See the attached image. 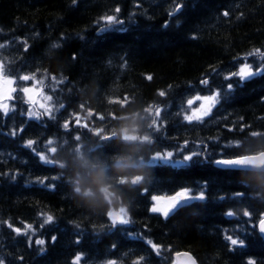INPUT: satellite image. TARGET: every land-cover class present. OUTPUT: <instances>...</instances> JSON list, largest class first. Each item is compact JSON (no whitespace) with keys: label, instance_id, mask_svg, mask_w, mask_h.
<instances>
[{"label":"trees","instance_id":"trees-1","mask_svg":"<svg viewBox=\"0 0 264 264\" xmlns=\"http://www.w3.org/2000/svg\"><path fill=\"white\" fill-rule=\"evenodd\" d=\"M0 73V264H264V0H0Z\"/></svg>","mask_w":264,"mask_h":264},{"label":"rangeland","instance_id":"rangeland-1","mask_svg":"<svg viewBox=\"0 0 264 264\" xmlns=\"http://www.w3.org/2000/svg\"><path fill=\"white\" fill-rule=\"evenodd\" d=\"M249 69L247 66L243 67L240 75L242 77H245V79L254 76L255 72H251L252 70L250 69L249 71ZM14 91H15V81L12 82V79L4 78L0 73V109L2 110L4 109L3 111H5L6 113L8 112V105H9L7 99H9L12 96ZM26 96L28 100L31 102L33 107V111L31 112L32 116H34L36 112L37 113L40 111L48 112L51 110V98L43 94L38 88L30 87L26 89ZM191 102H190L192 106L191 114L198 117L207 115L212 109L214 103L213 99L208 97H199V98L197 97ZM162 160L169 161V159H166L165 157H162ZM184 195L185 194H179L177 195L178 197L177 196L161 197L156 199L155 205L153 207V211L154 212L156 211L157 213H161L163 215L170 214L172 211H174L176 208L182 205L181 198L186 196ZM111 217L117 223L128 222L126 211L123 209L117 212H113Z\"/></svg>","mask_w":264,"mask_h":264},{"label":"water","instance_id":"water-1","mask_svg":"<svg viewBox=\"0 0 264 264\" xmlns=\"http://www.w3.org/2000/svg\"><path fill=\"white\" fill-rule=\"evenodd\" d=\"M177 9L174 16L180 12ZM215 167L225 170H240V171H253L264 172V152L257 155L241 156L231 159H221L214 163ZM183 203L191 202V198H185ZM258 232L264 240V219L258 225ZM175 264H199L197 259L190 252H179L174 255Z\"/></svg>","mask_w":264,"mask_h":264},{"label":"bare ground","instance_id":"bare-ground-1","mask_svg":"<svg viewBox=\"0 0 264 264\" xmlns=\"http://www.w3.org/2000/svg\"><path fill=\"white\" fill-rule=\"evenodd\" d=\"M184 1H189V0H184ZM178 9H179V8H178ZM180 9H181V7H180ZM180 11H181V10H180ZM179 13H180V12H179ZM1 62H2V61H1ZM3 65H4V64H3ZM248 69H249V67H248ZM260 69H261V68H260ZM252 70H253V69H252ZM249 71H250V69H249ZM258 71H259V70H258ZM251 72H252V71H251ZM255 74H256V73H255ZM256 76H257V75H256ZM248 78H249V77H248ZM10 79H11V78H10ZM249 79H250V78H249ZM13 81H15V79H12V82H13ZM16 81H17V80H16ZM24 83H25V82H24ZM208 98H211V97H208ZM211 99H212V98H211ZM33 104H34V103H33ZM191 104H192V102H191ZM213 104H214V103H213ZM30 107H32V106H30ZM48 108H49V107H48ZM213 110H214V109H213ZM33 113H35V112H33ZM39 113H40V112H39ZM29 114H31V113H29ZM29 114H28V115H29ZM35 114H36V113H35ZM199 115H200V114H199ZM29 116H30V115H29ZM207 116H208V115H207ZM35 117H37V116H35ZM206 118H207V117H206ZM128 135H130V134H128ZM131 135H132V134H131ZM125 137H126V135H125ZM127 137H129V136H127ZM132 137H133V135H132ZM132 137H131V138H132ZM169 153H170V152H169ZM171 155H172V154H171ZM168 156H169V155H168ZM159 157H160V156H159ZM159 157H157L156 160H158ZM162 157H163V156H162ZM188 158H189V157H188ZM166 159H168V158H166ZM42 160H43V159H42ZM169 161H170V160H169ZM169 161H166V162H169ZM183 162H184V161H183ZM179 163H180V162H179ZM180 164H181V163H180ZM180 164H179V165H180ZM178 194H179V193H178ZM181 194H182V193H181ZM184 196H185V195H184ZM177 197H178V196H177ZM180 197H181V196H180ZM157 199H158V198H157ZM178 200H179V199H178ZM155 202H156V201H155ZM125 210H126V209H125ZM112 212H113V211H112ZM155 212H156V211H155ZM113 222H114V220H113ZM115 222H116V221H115Z\"/></svg>","mask_w":264,"mask_h":264}]
</instances>
